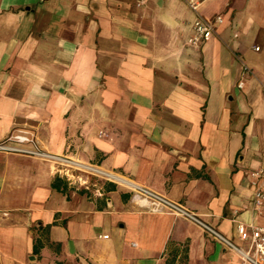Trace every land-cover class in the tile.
<instances>
[{"label": "crops", "instance_id": "crops-1", "mask_svg": "<svg viewBox=\"0 0 264 264\" xmlns=\"http://www.w3.org/2000/svg\"><path fill=\"white\" fill-rule=\"evenodd\" d=\"M189 2L0 0V141L30 131L247 248L237 223L264 226V0ZM198 14L223 18L199 47ZM0 264L245 263L120 183L0 151Z\"/></svg>", "mask_w": 264, "mask_h": 264}, {"label": "built area", "instance_id": "built-area-1", "mask_svg": "<svg viewBox=\"0 0 264 264\" xmlns=\"http://www.w3.org/2000/svg\"><path fill=\"white\" fill-rule=\"evenodd\" d=\"M203 1L190 0L189 4L194 11L198 12L199 6ZM222 22V17L209 20L201 14H198L194 21L193 34L188 40L189 44L197 47L201 46L216 33L217 26ZM255 49L259 50L260 47L257 46ZM242 85L243 82L240 83V86ZM26 144H29V147L25 146ZM0 151L33 155L54 163L60 170L66 173L77 172L120 183L129 188L133 193V197L143 202L151 211L172 213L197 224L211 238L226 248L238 253L245 264H264V226L248 225L244 222L237 223L236 230L239 238L243 242L248 243V247L245 248L237 244L233 239L226 236L184 204L119 174L104 170L98 165L90 164L68 155L56 154L44 150L38 143L35 134L27 130L13 132L4 140H1ZM251 176L254 178L252 184L255 187L254 207L258 212H261L264 209V169L259 168L252 171ZM104 237L107 238L108 235Z\"/></svg>", "mask_w": 264, "mask_h": 264}]
</instances>
